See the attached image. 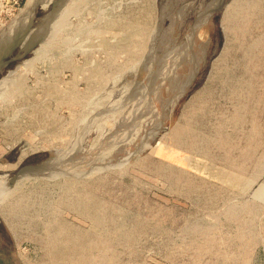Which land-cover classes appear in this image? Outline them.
Wrapping results in <instances>:
<instances>
[{"label":"rangeland","instance_id":"obj_1","mask_svg":"<svg viewBox=\"0 0 264 264\" xmlns=\"http://www.w3.org/2000/svg\"><path fill=\"white\" fill-rule=\"evenodd\" d=\"M9 29L0 264H264V0H0Z\"/></svg>","mask_w":264,"mask_h":264},{"label":"bare ground","instance_id":"obj_2","mask_svg":"<svg viewBox=\"0 0 264 264\" xmlns=\"http://www.w3.org/2000/svg\"><path fill=\"white\" fill-rule=\"evenodd\" d=\"M27 7V5H25V8ZM24 9V8H23ZM13 30V29H12ZM11 30V31H12ZM9 32L7 34H9L8 36L6 35V37H3L1 40H0V50L1 49H4V47H6V45H8V41H9V38H10V35H11V31L10 29L8 30ZM6 33V31H5ZM32 61V60H31ZM24 65L26 64H30L31 62L29 60H25V61H22ZM21 64V63H20ZM21 66V65H20ZM23 66V65H22ZM16 67H19V66H16ZM27 67V66H26ZM33 66H31L30 64V67L28 68V70L30 68H32ZM23 68V67H21ZM19 68H17L18 70ZM24 69V68H23ZM27 69V68H26ZM16 69H12V70H9L2 78H0V106L2 105V103L5 101V102H10L11 101V98L16 95L17 93H20L22 87H23V79L24 77L23 74H21L22 72H19L17 71ZM27 71V70H26ZM24 72V71H23ZM29 72V71H28ZM5 108V107H4ZM13 116V115H11ZM24 151L21 152V156L23 155ZM27 175V174H26ZM23 178V177H22ZM26 178V177H25ZM24 178V179H25ZM20 181V179H19ZM22 181V180H21ZM20 181V182H21ZM18 183V182H17ZM17 183L15 184V182L13 184L17 185ZM23 183V182H22ZM20 184V183H19ZM21 185V184H20ZM20 185H17L18 187ZM11 186V185H10ZM8 186H6L4 184V181L2 178H0V199L4 198V196L6 197L7 193V188ZM17 187V188H18ZM21 187V186H20ZM15 188V186H14ZM13 188V190H14ZM13 190H10L11 192H13ZM16 190V189H15ZM11 194V193H10ZM5 199V198H4ZM3 200V199H2Z\"/></svg>","mask_w":264,"mask_h":264},{"label":"water","instance_id":"obj_3","mask_svg":"<svg viewBox=\"0 0 264 264\" xmlns=\"http://www.w3.org/2000/svg\"><path fill=\"white\" fill-rule=\"evenodd\" d=\"M22 49L18 52L16 58H19L20 56L24 55L29 49H31L34 46L33 40H28L26 37L22 40Z\"/></svg>","mask_w":264,"mask_h":264}]
</instances>
